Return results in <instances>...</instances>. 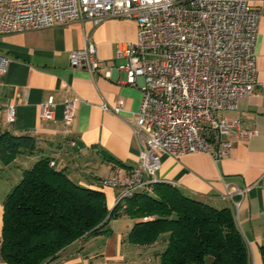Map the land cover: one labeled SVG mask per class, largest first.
Listing matches in <instances>:
<instances>
[{
	"label": "crops",
	"instance_id": "1",
	"mask_svg": "<svg viewBox=\"0 0 264 264\" xmlns=\"http://www.w3.org/2000/svg\"><path fill=\"white\" fill-rule=\"evenodd\" d=\"M246 1L261 13L255 44L258 85L255 93L239 99L235 109L222 113L240 118L257 133L232 139L228 155L216 161L202 152L176 157L160 154L157 175L185 195L230 208L246 243L249 264H264V0ZM136 35L135 21L120 17H108L98 24L73 20L0 35V56L7 59L5 72L0 73V131L29 133L38 146L37 152L19 154L8 165L0 162V240L5 196L20 180L22 170L41 155L50 156L75 182L101 190L107 208L114 207L118 190L101 186L99 179L117 167L135 164L141 140L131 120L142 91L140 80L125 82L124 70L113 69L112 77L104 76V71L122 62L116 58V47L135 41ZM86 38L93 41L100 59L94 74L69 65L70 52L83 47ZM50 96L55 103L53 117L42 120L40 104ZM73 100V117L66 123L64 103ZM119 101L124 108L118 114L102 108ZM8 104L15 105L12 122L6 119ZM101 167L104 172L97 173ZM243 189L242 195L236 192ZM134 221L130 218L122 227L110 220L103 227L107 231L73 241L44 264H160L165 235L149 245L134 244L128 239ZM0 264H8L1 254Z\"/></svg>",
	"mask_w": 264,
	"mask_h": 264
},
{
	"label": "built area",
	"instance_id": "2",
	"mask_svg": "<svg viewBox=\"0 0 264 264\" xmlns=\"http://www.w3.org/2000/svg\"><path fill=\"white\" fill-rule=\"evenodd\" d=\"M108 17L133 19L135 41L115 49L122 62L113 69L126 72L125 82L142 91L132 112L131 127L140 138L137 159L130 168L117 167L100 180L101 186L118 190L115 205L136 192L151 193L157 183L160 154L173 157L202 152L214 161L228 155L234 138L257 133L240 118H227L225 110L256 92L255 44L261 13L246 0H0V35L61 25L73 20L94 24ZM7 59L0 56V73ZM69 65L94 74L100 67L93 41L72 50ZM52 96L40 104L42 120L53 117ZM118 114L123 101L103 104ZM74 100L64 103L68 123ZM15 105L8 104L6 119L12 122ZM241 195L243 190H237Z\"/></svg>",
	"mask_w": 264,
	"mask_h": 264
},
{
	"label": "trees",
	"instance_id": "3",
	"mask_svg": "<svg viewBox=\"0 0 264 264\" xmlns=\"http://www.w3.org/2000/svg\"><path fill=\"white\" fill-rule=\"evenodd\" d=\"M37 151L29 133L0 131L3 165ZM124 203L122 211L118 204L109 210L101 190L75 182L50 156L41 155L22 170L3 201L1 257L8 264H44L73 241L107 231L103 227L124 214L135 220L130 242L149 245L165 235L160 264H249L228 207H214L167 183L155 184L151 193L136 192ZM261 251L264 256V246Z\"/></svg>",
	"mask_w": 264,
	"mask_h": 264
},
{
	"label": "rangeland",
	"instance_id": "4",
	"mask_svg": "<svg viewBox=\"0 0 264 264\" xmlns=\"http://www.w3.org/2000/svg\"><path fill=\"white\" fill-rule=\"evenodd\" d=\"M97 173H102L104 172V167H101L99 168L97 171ZM132 219V218H131ZM115 221V223H117L119 226H124L126 224V222L130 220V217L128 215H120V216H117V217H114L111 219V221Z\"/></svg>",
	"mask_w": 264,
	"mask_h": 264
}]
</instances>
